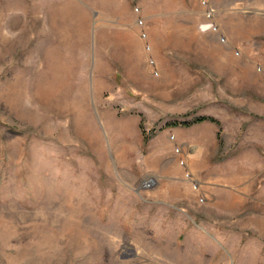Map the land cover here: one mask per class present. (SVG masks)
Here are the masks:
<instances>
[{
	"label": "rangeland",
	"instance_id": "1",
	"mask_svg": "<svg viewBox=\"0 0 264 264\" xmlns=\"http://www.w3.org/2000/svg\"><path fill=\"white\" fill-rule=\"evenodd\" d=\"M0 264H264V0H0Z\"/></svg>",
	"mask_w": 264,
	"mask_h": 264
},
{
	"label": "trees",
	"instance_id": "2",
	"mask_svg": "<svg viewBox=\"0 0 264 264\" xmlns=\"http://www.w3.org/2000/svg\"><path fill=\"white\" fill-rule=\"evenodd\" d=\"M204 121H208V122H211V123H215V124H217L218 122L215 120V119H213V118H209V117H200V118H197V119H195L193 122H180V123H178V122H173V123H171V124H169V125H171V126H178V125H180V126H189V125H191V124H193V123H200V122H204ZM143 139H144V142H146L148 139H149V137L148 136H144V134H143Z\"/></svg>",
	"mask_w": 264,
	"mask_h": 264
},
{
	"label": "bare ground",
	"instance_id": "3",
	"mask_svg": "<svg viewBox=\"0 0 264 264\" xmlns=\"http://www.w3.org/2000/svg\"><path fill=\"white\" fill-rule=\"evenodd\" d=\"M53 49V48H52ZM55 49V48H54ZM51 50V49H50ZM54 51V50H53ZM55 52V51H54ZM56 53H54V55H55ZM48 56V54L46 55L45 54V57H47ZM44 57V58H45ZM51 57V56H50ZM46 59V58H45ZM47 60H48V58H47ZM53 61V60H52ZM60 61V60H59ZM48 64V63H47ZM63 65V64H62ZM49 66V65H48ZM50 67V66H49ZM49 67H47V69L49 68ZM50 70V69H49ZM51 71V70H50ZM49 72V71H48ZM51 73V72H50ZM50 73H49V75H50ZM45 75V74H44ZM49 75H48V77H49ZM51 76H53V75H51ZM45 77H46V75H45ZM52 78V77H51ZM55 78V76L53 77V79ZM41 80H43L42 78H41ZM49 80V79H48ZM55 80V79H54ZM51 81H53L52 79H51ZM46 82V81H45ZM44 81H43V84L45 83ZM58 82H59V80H58ZM49 83V82H48ZM53 83V82H52ZM52 83H50L51 85H52ZM55 83V82H54ZM56 84H57V81H56ZM42 85V83H40V86ZM48 85V84H47ZM46 85V86H47ZM54 85V84H53ZM50 86V85H49ZM43 88V87H42ZM49 88V87H48ZM51 88V87H50ZM47 89V88H46ZM45 90V87L43 88V91ZM47 91V90H46ZM45 91V92H46ZM49 91V90H48ZM47 91V92H48ZM51 91V90H50ZM52 92V91H51ZM42 95V94H41ZM45 96H47V94L45 95ZM48 97V96H47Z\"/></svg>",
	"mask_w": 264,
	"mask_h": 264
},
{
	"label": "built area",
	"instance_id": "4",
	"mask_svg": "<svg viewBox=\"0 0 264 264\" xmlns=\"http://www.w3.org/2000/svg\"><path fill=\"white\" fill-rule=\"evenodd\" d=\"M187 176H189V175H187Z\"/></svg>",
	"mask_w": 264,
	"mask_h": 264
}]
</instances>
